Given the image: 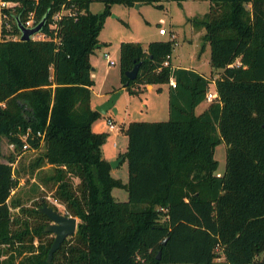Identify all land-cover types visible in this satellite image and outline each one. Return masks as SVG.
Segmentation results:
<instances>
[{
	"label": "trees",
	"instance_id": "16d2710c",
	"mask_svg": "<svg viewBox=\"0 0 264 264\" xmlns=\"http://www.w3.org/2000/svg\"><path fill=\"white\" fill-rule=\"evenodd\" d=\"M7 1L18 3L11 33L20 34L18 20L32 12L36 20L48 18L41 39H6L0 26V142L6 136L17 153L37 150L24 171L36 178L30 191L40 199L36 209L12 214L21 207L13 191L23 168L14 169L15 152L9 163L0 161V259L8 256L0 264H264L258 259L264 249V0H208L209 12L190 19L206 29L216 78L174 68L173 39L147 49L121 42L123 87L138 93L141 85L167 84L169 90L168 120H134L124 129L127 183L112 176L104 158L108 134L93 130L101 113L92 107L90 58L103 45L99 35L112 4L162 8L160 0ZM95 1L105 3L102 12L91 11ZM63 5L74 11L52 28V14ZM138 63L130 79L126 72ZM213 83L219 98L197 113ZM221 142L226 169L219 177ZM42 188L80 220L51 263L54 241L47 240L46 225L23 218L50 220L40 213L48 205ZM115 189L128 192V201H117ZM217 246L221 263L214 262Z\"/></svg>",
	"mask_w": 264,
	"mask_h": 264
},
{
	"label": "rangeland",
	"instance_id": "374dc122",
	"mask_svg": "<svg viewBox=\"0 0 264 264\" xmlns=\"http://www.w3.org/2000/svg\"><path fill=\"white\" fill-rule=\"evenodd\" d=\"M160 3L163 5L162 8L156 7L155 4H142L139 7H136V5L128 6L121 3L112 4L110 14L106 17L104 27L99 35L100 43L103 45L97 48L90 58L92 68L96 69L95 76L92 74L94 80L93 87L95 90L100 89L104 92V96L106 97L105 101L112 96L111 94L108 97V90H117L118 92H121L120 97L114 105L117 111L109 110L108 113L101 114V116L93 123L94 131L106 132L108 134L104 148L105 150L109 149L111 154H115V157L120 154L119 152H123L124 154L128 148H126L129 140L128 135H126L122 128L124 122L132 119L137 121H160L168 120L169 118V94L167 90L161 89L163 85L155 84V90H144L138 93H131L126 88H121L123 86L121 82L119 48L121 42H140L144 48L147 49L149 43L152 41L159 39H173L174 42L171 56L172 62L175 66H193L213 78H216L218 75L217 72L211 73L210 45L203 40V35L201 33H193L196 26L193 21H190L191 18L197 16L202 18L208 13L210 10V2L208 0H184L182 2L160 0ZM14 5L15 4H10L8 8L10 11H7L10 14V23L15 21L14 15L18 5ZM104 9V2L95 1L91 4V11L94 13L102 12ZM30 15L31 14H29L28 17ZM161 27H164L169 31L167 36H161ZM20 34L11 33V35L17 36H20ZM171 34H174L175 38H171ZM4 37L8 39L5 34ZM107 54L111 60L116 61V65L110 66L109 58L106 57ZM141 86L143 88L144 85ZM141 86L139 87L141 88ZM209 89L214 91V84H210ZM92 101L95 104L102 102V99L97 98L93 90ZM210 102L211 101L206 100V103L197 109V113H199L202 108L207 106ZM109 117H112L116 121L117 129L114 131H110L108 126ZM114 133H119V135L114 136ZM114 142L118 144V147L115 148L113 146ZM0 147L2 153V158L0 159L1 162L9 163V158L15 152L17 163L14 164V169L19 167V163L22 165H20V170L23 168V171H21L22 178L20 179L19 186L13 191V196L16 198L15 200L19 198L21 207L16 209L12 208V214L15 216L21 214L22 208L28 210L36 209L37 206H35L34 202L40 200L39 195L37 193L32 194L30 191L36 178L32 177L30 174H26L24 168H28L30 161L37 157V150L27 151L26 153H17L15 148L11 146V141L6 136H1ZM226 149V143L221 142L217 145L215 150V159L218 161L219 165L216 175L219 177L222 176L226 169ZM112 159L115 160H111L110 163L117 161L116 158ZM115 178L122 180L123 183L128 182V160H125L119 168H116ZM27 180H29V182H27ZM41 190L46 194L47 190H44V188ZM47 194L49 196H45V199L48 202V205L46 206L50 207V205H57L58 210L56 211L60 214L68 215L64 206L56 204V201L53 200V198H50L51 194L49 192H47ZM113 195L117 201H128V192L125 190L115 189ZM25 214L23 218H27L32 225H46V227H48L52 224L51 220L40 221L38 218L31 216L28 213ZM77 220L79 224L80 220L78 218ZM48 234L49 237L47 240L51 239L54 241L55 234ZM72 237H69L66 241L70 240ZM39 243L40 239L35 238L33 245L37 247ZM8 247L9 246H3L2 248L5 250ZM7 259L8 256L3 255L0 261L3 262ZM16 262H19V259H17Z\"/></svg>",
	"mask_w": 264,
	"mask_h": 264
},
{
	"label": "water",
	"instance_id": "95a60500",
	"mask_svg": "<svg viewBox=\"0 0 264 264\" xmlns=\"http://www.w3.org/2000/svg\"><path fill=\"white\" fill-rule=\"evenodd\" d=\"M140 4H136L139 7ZM45 25V19L42 20L36 27L27 28L20 20H18V26L22 31L21 40L28 41L32 38V35L40 32ZM140 63H138L132 70L126 72V75L130 79H135L139 73ZM119 93L113 94L107 101L96 107L101 114H106L109 110L116 111L114 107L115 102L119 97ZM119 162L111 163V167L115 168ZM40 213L45 214L52 221V224L46 228L47 233L55 234V240L53 246L49 252L48 262L51 263L54 254L60 249L62 244L69 238L72 237L78 227V220L75 217L60 214L58 211L53 210L48 206H44L40 209ZM161 258V253L158 254V259Z\"/></svg>",
	"mask_w": 264,
	"mask_h": 264
},
{
	"label": "built area",
	"instance_id": "2783aa9c",
	"mask_svg": "<svg viewBox=\"0 0 264 264\" xmlns=\"http://www.w3.org/2000/svg\"><path fill=\"white\" fill-rule=\"evenodd\" d=\"M14 1H7V0H0V26L2 27V31L3 30H7L8 32L5 34L7 35V38L8 39H20L21 40V36H22V31H21V34L20 36H17V35H11V31H12V23L9 22V16L10 14L7 12V9L9 8V5L10 4H15L14 6L18 5L17 2H14ZM74 10L72 9H66L65 8V5H63V7L54 12L52 14V23H51V26L52 28H55L58 24V21L61 20V18L63 17V15L65 14H69V13H72ZM31 15L25 20V22L21 21L27 28H34L36 27L42 20L45 19V24H46V20L48 18L47 15L43 16L42 19L40 20H36V17H35V14L32 12L30 13ZM15 16V15H14ZM5 19V21H4ZM4 21V23H3ZM160 34L161 35H165V34H168V30L164 27H161L160 28ZM46 35L42 32V30L34 35H32V38H44ZM107 58H109L108 54L106 55ZM109 63L110 65H115L116 62L114 60H111L109 58ZM240 62L237 61V64H239ZM170 64L169 60H166L164 62V65L165 66H168ZM170 84L172 86H176V80L175 79H171V82ZM219 98V94L218 92L216 91V89L214 91H212L211 89L208 90L207 92V97L206 99L209 100V101H213V100H217ZM108 126L109 128L112 130V129H115L116 128V125L115 123L113 122L112 119H108ZM24 141L26 142V138L23 137ZM11 146L14 148L15 145L13 143H11ZM24 149H28L29 148V144L26 142L23 146ZM57 204V202H55ZM222 250L221 246H217L216 248V251L217 252H220ZM218 261L221 262V258L218 256L217 257ZM258 259L260 260H264V249L261 253V255L258 257Z\"/></svg>",
	"mask_w": 264,
	"mask_h": 264
},
{
	"label": "crops",
	"instance_id": "0c3cea01",
	"mask_svg": "<svg viewBox=\"0 0 264 264\" xmlns=\"http://www.w3.org/2000/svg\"><path fill=\"white\" fill-rule=\"evenodd\" d=\"M142 4H140V6H141ZM210 6H211V3H210ZM90 9H91V7H90ZM209 12V11H208ZM194 28V27H193ZM194 30L195 31H193V33L194 32H198V33H201L202 35H204L205 34V32H206V29L205 28H202V27H200V28H194ZM168 34H169V31H168ZM168 34H165V35H161V36H167ZM172 35V37L171 38H175V35L174 34H171ZM159 40H161V39H159ZM166 40V39H165ZM120 48V47H119ZM116 62V61H115ZM171 64H172V66L174 67V68H178V67H185V68H188V69H194V70H196V71H198L199 73H201V74H203V75H207V74H205V72H202V71H200L199 69H197V68H195V67H193V66H180V65H174L173 64V62H172V56H171ZM116 65V64H115ZM110 66H114V65H110ZM212 68V67H211ZM95 71H96V69H94V68H92V74H93V76H95ZM211 73H212V69H211ZM208 76V75H207ZM174 79V78H173ZM214 84V83H213ZM155 84H146V85H144L143 86V88H142V86H141V91H147V90H150V91H153V90H155ZM214 86H215V84H214ZM122 89L123 88H125V87H121ZM162 89H165V90H167L168 91V94H169V90H168V85L166 84V85H163L162 86ZM215 89H216V87H215ZM92 90L94 91V93H95V95L97 96V98H101L102 99V102L101 103H97V104H95V103H93V101H92V107L94 108V109H96V107L97 106H99V105H101L105 100H106V97L104 96V92L102 91V90H100V89H97V90H95V88L93 87L92 88ZM118 91L117 90H108V92L107 93H109L108 94V97H109V95H113V94H115V93H117ZM120 95H121V92H118ZM120 95H119V97H120ZM118 97V98H119ZM116 103V102H115ZM206 103V101L205 102H203L202 104H200L198 107H197V109L200 107V106H202V105H204ZM208 107V105L207 106H204L203 108H202V110L199 112V113H201V112H203L206 108ZM197 109H196V111H197ZM116 111H117V109H116ZM109 112V111H108ZM107 112V113H108ZM110 119H112L113 120V122L115 123V125H116V121L112 118V117H109ZM108 118V119H109ZM131 121H134V119H132V120H128L127 122H124V124H123V130L128 126V124L131 122ZM123 123V122H122ZM115 129H117V128H115ZM115 129H110V131H114ZM119 135V133H114V136H118ZM128 142H129V140H128ZM106 143V142H105ZM113 146L116 148V147H118V144L116 143V142H114V144H113ZM128 147V143H127V146H126V148ZM120 154L119 155H116V157H115V154H111V152H110V150L108 149V150H105V148H104V146H103V154H104V158L108 161V162H110L111 160H115V159H112V158H116V160L117 161H115V162H119L117 165H116V167L115 168H112V176L113 177H115V173H116V168H119L120 166H121V164L124 162V159H123V157H122V155H123V152H119ZM125 153V152H124ZM217 248V247H216ZM222 248V247H221ZM222 251H223V249L220 251L221 253H222ZM217 252V251H216ZM220 252H217L218 253V256L222 259L221 260V262H223L224 260H225V258H224V256L223 255H221V253ZM217 256V257H218ZM217 257H216V259H215V263H221V262H219L218 261V259H217Z\"/></svg>",
	"mask_w": 264,
	"mask_h": 264
}]
</instances>
